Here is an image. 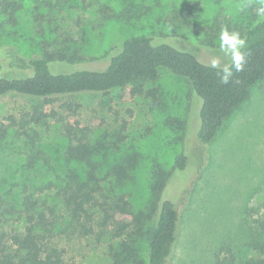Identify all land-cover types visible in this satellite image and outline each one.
Here are the masks:
<instances>
[{"label": "rangeland", "instance_id": "374dc122", "mask_svg": "<svg viewBox=\"0 0 264 264\" xmlns=\"http://www.w3.org/2000/svg\"><path fill=\"white\" fill-rule=\"evenodd\" d=\"M63 2L24 0L16 24L1 16L0 49L27 59L45 51L77 53L80 59L74 62L51 63L54 72H72L84 64L105 66L127 39L146 34L158 43L176 41L210 65L220 56L223 64L229 61L217 50L218 38L212 47L200 43L215 19L220 18L223 28L248 27L262 19L256 0H134L147 9L138 21L113 18L123 8L122 0ZM38 102L43 99L0 96V122L9 125L11 116L24 119ZM67 103L81 105L76 118L90 127L94 141L126 136L110 162L133 150L141 154L135 181L125 189L135 208L146 207L151 198L156 163L172 173V181L195 187L180 204L182 220L171 264H217L224 243L231 244L237 259L259 255L251 243L264 241V78L209 145L210 162L199 177L205 160L197 143L202 99L186 78L163 68L157 80L138 86L57 97L61 116L69 113ZM18 128L10 125V135L0 140V232L23 227V198L31 194L55 207L58 223L52 243L64 251L67 264H113L111 230L96 225L92 232H82L67 214L62 193L71 172H81V167L65 158L69 140L63 123L51 119L32 124L23 136H16ZM180 154L189 156L182 171L175 169Z\"/></svg>", "mask_w": 264, "mask_h": 264}, {"label": "trees", "instance_id": "16d2710c", "mask_svg": "<svg viewBox=\"0 0 264 264\" xmlns=\"http://www.w3.org/2000/svg\"><path fill=\"white\" fill-rule=\"evenodd\" d=\"M22 1L0 0V17L8 15V20L16 24L15 14L21 9ZM60 1L68 3L71 0ZM122 1L123 8L112 15L116 20L138 21L147 13V9L134 0ZM3 24L5 21L0 22V26ZM226 28L238 32L246 40L243 51L247 59L244 70L234 73L228 84L220 82L217 69L180 48L181 44L169 40L158 43L146 34L127 39L106 60L105 66L84 64L72 72H54L51 63L56 60L74 62L80 59L77 53L69 56L45 51L41 57L27 59L0 49V96L43 99L42 104L33 105L24 119L11 116L9 125L0 122V140L10 135V125L19 127L16 136H23L32 124L51 119L63 123L69 140L65 158L81 167V172H71L62 193L67 214L82 232L90 233L96 225L111 230L109 252L113 264H171L182 220L180 204L186 201L197 180L190 189L186 184L172 181V173L156 163L151 198L146 207L135 208L125 189L135 181L141 154L133 150L110 162V155L120 151L126 136L120 133L111 141L105 135L94 141L90 127L76 118L81 105L65 104L69 115L61 116L55 99L88 93L108 94L116 89L138 86L157 80L163 68L186 78L202 99L197 143L205 151V160L198 167L199 177L210 162L209 145L230 116L250 97L252 88L264 78V17L248 27L235 24ZM222 29V21L217 17L200 38L201 45L214 46ZM188 161L186 154L178 155L175 169L185 170ZM23 204V227L0 232V264H67L64 251L52 243L58 223L55 207L46 201L40 203L31 194L24 196ZM251 245L259 255L237 259L231 244L224 243L216 255L217 264H264V241L256 238Z\"/></svg>", "mask_w": 264, "mask_h": 264}, {"label": "clouds", "instance_id": "9594fccd", "mask_svg": "<svg viewBox=\"0 0 264 264\" xmlns=\"http://www.w3.org/2000/svg\"><path fill=\"white\" fill-rule=\"evenodd\" d=\"M258 5V15L264 17V0H256ZM248 5H241V8ZM246 40L236 31H229L224 28L218 36L217 50L220 55L228 60V63L221 62L220 56L213 59L211 67L217 69V76L222 84H228L232 81L234 73L244 70L247 63L246 55L243 51Z\"/></svg>", "mask_w": 264, "mask_h": 264}]
</instances>
